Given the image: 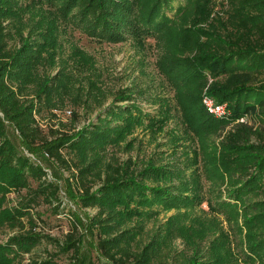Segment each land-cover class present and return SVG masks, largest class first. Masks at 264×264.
I'll return each mask as SVG.
<instances>
[{"label": "trees", "instance_id": "16d2710c", "mask_svg": "<svg viewBox=\"0 0 264 264\" xmlns=\"http://www.w3.org/2000/svg\"><path fill=\"white\" fill-rule=\"evenodd\" d=\"M138 1L46 0L62 15L74 9L71 18L80 29L108 42L176 32L174 41L166 39L159 69L175 90L176 107L199 145L191 154L186 149L182 151L186 156L182 164H157L151 160L142 163V169L134 170L128 168L130 160L127 167L114 158L107 160L106 147L129 131L124 119L147 118L153 120L152 126H161L172 116L171 110L164 113L161 103L158 116L140 112L136 104H119L133 97L130 90L120 91L105 116L50 140L35 118L42 106L56 105L50 103L51 89L35 91L37 72L47 66L50 57L41 52L43 40L24 38L13 47L8 45L5 22L13 9L10 0H0V226L13 230L20 227L0 242V264H16L43 241L56 251L48 258H32L29 264H65L66 258L67 264H238L234 251L236 226L244 230L247 253L243 258L264 264V0H228L227 17L217 21V28H193L194 33L185 26L170 25L172 19L166 10L173 0H147L141 14L135 10ZM191 1L181 0L179 10ZM207 5L208 0H198L193 16L185 15L181 21L208 22ZM186 49L191 56L186 55ZM63 71L61 68L58 72L59 78ZM58 75L48 76L47 80H59ZM65 75L68 80L69 75ZM203 89L216 102L225 103L228 113L220 117L208 113L201 103ZM96 91L102 95L98 88ZM250 114L260 117L261 128L235 123ZM231 123L232 127L224 132ZM7 124L29 152L36 157L43 152L47 155L45 159L54 170L52 178L37 159L19 150L7 132ZM216 138L221 139L216 142ZM186 139L191 140L187 135ZM175 145L174 149L181 146L179 142ZM60 168L70 172L64 182L68 190L76 186L77 202L96 208L89 225L84 226L93 237L90 249L83 250L80 218L62 209L57 182L63 179ZM188 168L192 170L185 173ZM202 178L218 194L215 204L205 201ZM226 182L229 186L222 194L221 187ZM12 193L16 200L9 205L8 195ZM247 196L254 198L248 200ZM203 202L210 212L223 214L228 231L234 234L233 242L219 218L201 208ZM40 207L67 217L71 227L63 240L43 234L35 219H42ZM158 207L197 209L200 212L196 213L207 214L183 222L176 219L185 214L180 211L142 241L146 221L159 213ZM178 237L190 251L179 255L183 261L172 251V242ZM172 253L175 258L171 259Z\"/></svg>", "mask_w": 264, "mask_h": 264}, {"label": "rangeland", "instance_id": "374dc122", "mask_svg": "<svg viewBox=\"0 0 264 264\" xmlns=\"http://www.w3.org/2000/svg\"><path fill=\"white\" fill-rule=\"evenodd\" d=\"M10 1L13 11L5 22L9 34L8 45L13 47L19 40L24 38H30L34 41L43 40L41 52L50 57V62L46 64L47 66H43L37 72L39 80L37 81L38 87L35 89L37 91L45 87L53 91L50 103H55V107L44 105V107L40 108V112L35 114L38 125L46 135H49L50 140L57 136L73 133L89 122H96L98 116H105L108 107L115 104L114 97L118 92L130 90L129 92L133 96L132 99L119 104L131 105L133 103L138 106L137 108L141 110L140 112L144 111L151 115L153 114L152 116H158L161 108L160 104L163 103L164 111H166L164 113H167L168 109H170L172 116L163 120L164 122L161 126L159 124L152 126L153 120L147 118L134 120L132 117H128L124 119L126 120V125L128 124L129 131L121 138H118V143L114 144L117 142L115 141L112 145L106 147L108 149L107 160L110 161V159L114 158L124 167H127V162L130 160L131 165L128 168L140 170L143 168L142 163L151 160L157 164L168 161L182 164L186 158L185 152L188 151L191 154L193 148H197L198 138L194 137L192 131L183 120L184 117H182L180 108L177 109L176 107L178 106V99L175 90L159 69L160 59H162V54L165 52L166 39L171 38L174 41L176 32L171 35L164 33L160 37L142 34L128 37L121 42H108L89 36L80 29L79 25L73 22L71 18L74 14V9H70L67 15H62L57 7L47 5L46 0ZM146 1L139 0L137 2L135 9L137 14L142 13L145 8L143 2ZM180 1L173 0L171 8L166 10V13L172 19L170 25L175 27L185 26L191 33H194L193 28L206 30H211L212 26L217 28L218 22L225 20L227 17L228 0H208V22L194 23L187 21L184 23L181 21L182 18L185 15L193 16V12H195L197 7L195 4L198 0H192L184 10H179ZM58 3L57 1L55 5ZM181 4H185V2ZM200 41L206 42L203 38H200ZM186 55L191 56L188 49H186ZM61 68L64 71L59 78L58 72ZM65 73L70 77L68 80ZM57 75L59 80L53 79L52 82L47 80L48 76L56 77ZM209 80L211 79L209 78ZM44 83H46V86H43ZM91 85H93L92 88H90ZM96 88L102 92V95L98 94ZM34 92L29 95V98L34 96ZM204 95L203 89L201 103L206 110L202 102ZM110 118L108 116L107 120ZM259 119L260 117L257 115L250 114L236 120L235 123L241 122L252 129H259V127L263 126V122L259 121ZM231 127L232 123L228 124L223 131L225 132ZM7 132L19 150L23 154L37 159L46 168L48 177L52 178L54 170L52 165L48 164L45 159L47 155L43 152L42 155L36 157L34 153L29 152L10 124H7ZM186 135L191 140L186 139ZM178 137L180 138L179 140H177ZM221 138H216L215 141L219 142ZM177 142L181 146L174 149L173 146ZM185 149L186 151L182 152ZM65 155L68 157L67 154ZM191 170L192 168L184 169V172L190 173ZM199 173L201 174V171ZM60 174L63 179L61 178L57 182L60 186L62 209L65 212H70V214L74 212L80 218L83 224V227L80 225L81 227L79 228L83 234V250L90 249L93 244V237L88 228H84V226L85 224L86 226L89 225V220L96 213V208L81 206L77 202L76 196L78 192L75 189L76 186H72L68 190L64 182L70 172L60 168ZM201 183V192L205 201L215 204L218 200V194L215 191H211L212 186L203 178ZM228 186L227 182L222 184V194H224ZM15 196L16 194L14 193L8 195V200H11L9 205L15 203ZM254 197L247 196L246 199L251 200ZM201 208L206 210L208 215L219 218L222 227L233 242L234 234L228 231L227 222L223 214L217 213L216 215V213L210 212L211 210L206 205V202L201 204ZM39 210L43 212L39 214L42 219L37 216H35V219L37 224H41L40 229L43 234H49L51 237L63 240L71 227L67 217L63 213L54 214L51 209L47 210V207H40ZM180 211L185 212V214L177 217L176 215ZM196 211L197 209L190 210L188 208L185 211L182 209H160L158 214H154L150 219H147L141 240H145L147 236H150L155 228L162 227V224L167 222L166 220L171 216H176V219L188 222L191 218L197 219L201 218L199 216L207 214L205 211H202L203 213H196ZM197 212L200 211L198 210ZM22 220L25 228H28L25 218ZM240 220L241 217L238 216L236 222L239 223ZM204 222H206L205 219ZM236 227L234 251L238 264H257L256 260L243 258V254L247 253L246 246L243 243L244 230L242 228L238 230L239 228ZM18 228L13 230L7 226H0V242H5ZM183 242L180 237L172 242V251L177 252L178 260L181 257L179 256L181 253L187 252V254H190L189 247ZM55 251L56 248L53 245L43 241L30 254H25L23 258H19L16 264H29L32 258H48L49 253H54ZM171 255V259L175 258L174 253ZM179 261H183V256ZM64 262L67 264V258Z\"/></svg>", "mask_w": 264, "mask_h": 264}, {"label": "built area", "instance_id": "2783aa9c", "mask_svg": "<svg viewBox=\"0 0 264 264\" xmlns=\"http://www.w3.org/2000/svg\"><path fill=\"white\" fill-rule=\"evenodd\" d=\"M202 102L207 112L214 116L220 117L228 113L225 103H218L206 94L203 96Z\"/></svg>", "mask_w": 264, "mask_h": 264}]
</instances>
